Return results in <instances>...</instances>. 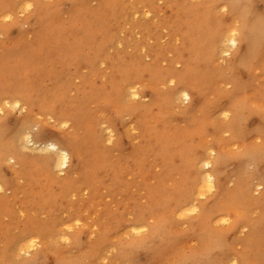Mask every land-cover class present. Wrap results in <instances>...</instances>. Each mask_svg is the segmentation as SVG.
Instances as JSON below:
<instances>
[{
  "label": "rangeland",
  "instance_id": "obj_1",
  "mask_svg": "<svg viewBox=\"0 0 264 264\" xmlns=\"http://www.w3.org/2000/svg\"><path fill=\"white\" fill-rule=\"evenodd\" d=\"M134 1L135 0H87L84 3H82V2L80 3V2H77V0H75V1H70L72 4L68 1V2H66L67 5L66 4L64 5L62 12L60 14H56L55 18L54 17L52 18V15L50 14L49 15L50 17L48 16L49 18L46 17L45 22L49 21L48 24L50 26L53 25L54 29L56 28L55 32H56V36L58 37V35H60L61 32L65 29V26H67V28H68L72 24L70 22H74V20L72 19V16L78 11L77 13L79 16L82 14L80 16V19L82 20V22L85 20V21H87L86 22L87 24L92 25L93 27H95V29L98 30L100 27L102 29V24H101L102 21L99 20V18L97 16H95L96 11L94 9L96 7H98V5L101 2H104L105 4L113 7V9L110 8V11L107 10V17L109 16L108 17V19L110 18L109 21L112 24H116V29H120L121 30L120 32L122 34V35L121 34L118 35V38H119L118 41L122 40V44H121L122 46L119 45L120 44V42H119L116 44V46L114 48L111 47V49H109V51L107 50V53H111L112 55H122L121 53H125L128 56V55L132 54L135 51V49H138V46H139V50L134 53V59L136 61H138L140 63H148L149 64L153 61H156L155 59L160 58V63H157V66L159 68H163V66L164 67H170L173 65V69H176L174 71H177L180 73V71L183 67H182L181 63H179V65L181 67L179 69H177L175 64H178V63H174V62H173V64L171 63V60H173V58H174V53L171 50H174L175 48H178V47L180 49H182L183 45L181 44V40L180 39L177 40L176 41L177 44L175 42H174L175 43L174 44L171 37L169 36V32L167 31V29L165 31L162 30L158 34V36H159L158 39H157V37H150L148 39V37L143 35L146 33V31L142 27H137L135 24L136 22L137 23L140 22V23H144L146 27L151 28V26L157 20L158 25L165 24V26L168 28V30L171 29L168 26V24L173 23L174 20L177 18L176 13H175V3L170 1V0H154V1L151 0L155 4V6H153V9L155 11V15L151 14L148 16H144L143 13L141 11H139L138 13H136L137 15L135 14V15H132V17L130 16V20L132 22L129 20H126V18H124L122 20L121 16L124 14V10H125L126 6L127 5L135 6L136 3H134ZM76 2H77V4H76ZM255 2H256L255 3L256 9L255 8L254 9L257 10L256 13L257 14L264 13V0H256ZM56 3H57V0H54V1L52 0V2H49L48 5L54 7L56 5ZM146 3H148L149 6H152L149 4L148 0H146ZM179 3L180 4L182 3L185 6H186V4H187V6L190 4L189 1L187 2V0H185V1L179 0ZM112 10L114 11V13ZM20 12L22 13V11L20 9H17L16 15H15L16 18H14V20H16V22L21 23L22 26L18 30L16 28H13L11 33L8 36L0 35V41H2L1 47H0V86L4 85V82L6 81L7 78H12L16 82V85L19 88L25 89V91L28 94L27 95L28 98H36L37 100L44 99V102H46L49 99V94H48L49 89L54 90L56 88V86H55L56 82L54 80L57 79V81L65 89L64 95L62 94L60 97L61 102L59 101L58 105H57V108H58L57 110L62 111V110L67 109L66 107H74L75 105L80 103L82 91L79 92L78 89L79 88L81 89V86L84 85L85 87L84 86L83 87L86 88V93L89 96H87L86 101L82 102V104H81V109H83V110L80 113V119H78L77 122H78V124L85 122L84 120H86V123L88 122V125L90 126L92 131L95 133V136L98 138V140L94 142V143H96L94 145V148L96 149L95 151H97V148H98V151H100V152L97 151L98 152L97 154H99V155H97L96 153H93V152H92L93 154H91L90 151H85V154H84L85 162L87 163L88 161H92L91 158H93V156H94L95 158H93V159L94 160L96 159V162H98V160H99V162H100L99 165H102V163L106 161V164L108 163L109 168H111V169L114 168L113 171H116V172L119 171L118 172L119 175L122 176L121 181H119V182L116 181L118 183L117 185H114L113 187H109L110 183L108 181V179H109L108 175L102 169H101V171H98L99 172V178L101 180L104 179L105 182L103 181V185H101L99 187L96 186L95 194H94V196H92V198H93V202H92L93 204L92 205L90 204L89 200L86 203L85 199H87L89 196V195H87V193L86 194L76 193L75 195H73L74 194L73 190H71L70 192H68L67 195H65L66 199L64 197L63 198L57 197V199L54 200V201H56L57 208L60 210V214L63 217V220H64L63 223L64 224H66V223L72 224L74 222V219H72L73 218L72 215H74L75 213H71V214L68 213V212H72L71 206L68 205V201H70L72 203H76V204L81 203L83 201L81 203V205L84 206V209H82L83 210L82 212L84 215L83 214L80 215V218L84 221L85 220H89V221L92 220L91 222H95L94 223L95 225L97 224L95 226L97 231H96L94 236L97 235L99 230L100 231L106 230V232L110 233L111 237L113 238L112 239L113 242H111V243L107 244L106 246L100 248L102 258H105V256H106L105 260H110V261L116 260V261H118V258H119V257H117L118 252L114 248V245L116 244L117 246H119L122 241L130 240V239H127L128 238V232H126V230H128L127 223H128V221L133 222L134 219L139 218L138 215L134 214L133 209H130L127 206L126 202L130 201V202H132V205H133V203H135V201H136V203H138L140 207H142V208L144 207V210H143L141 215L143 217V222L148 227L149 231L146 234H142L140 237H134L132 239V240H135V239H142L143 237H145V235L152 232L151 228H153V225L156 224L155 220H157L156 215L158 214V211H160L158 215H160L161 217L162 216L165 217L167 220V216H166L165 212H167L166 210H168L169 207H171V205L173 204V202H174L173 199L176 196H178L180 193L184 194V186H185L184 185L185 184L184 183L185 182L184 170L181 168V169H176V171H175L174 170L175 169V165H174L175 163H174V161L172 162L171 158L166 157L163 160V158L161 156L157 155L158 154L157 151L159 150L158 148L155 149V147L158 145L157 142L160 143V141H168V140L173 141V139H177L178 143H176L175 145H176L178 151H180L179 153L181 154V152H182L181 155L183 156V158L188 159L189 163L191 162V160H193L192 157H194V155H192V151H190V150H192L193 145L195 147V148L193 147V150H195L196 153L201 156L202 155V149L204 147H208V146L210 147L211 143H207V142L216 140L217 138H218V143H216V144L218 145V151H222L221 153L226 154L228 157L234 156V158L235 157L237 158V155L243 154V152L245 153V152H247V150L249 152H253L254 149H256L255 151H258L257 149H259V150L264 149V141H262L261 139H258V138H260L259 132L251 131V133L249 134V132H248V134L245 137L243 135V137L237 138L233 132H231V131L227 132L226 129L220 130L222 126L219 127V125H221V124L223 125L224 122H227L223 117H222L223 120L220 119L221 118V116L219 114V113H221L220 109L229 110L227 103L232 101L233 96H236V99H233V100L238 99L237 101L242 102L246 106H247V104H249V107L247 106L249 109L252 108L253 104H255L257 109H259L261 101L264 102V89H263L264 88V80L257 78L258 77V69L255 70V72L254 71L250 72V74H248V71H245L243 76L239 77V83H236V82L233 83V88L230 89L227 87V85H224V87L221 88L220 87V85L222 83L221 69L223 66L219 65V58L212 60L213 58L212 57L210 58V56L208 58L209 60H207V62H209V65L204 70L205 72H203V74H202L203 76L202 75L198 76V79L200 78L199 79L200 85H202L201 87H202V91H203V96H205V97H203V99L200 98V100H199L197 98L196 101L194 102L195 105L193 103H192V105L181 103V102L178 103L174 99H168V101H164V102H161V101L155 102L154 98L152 97L151 91L149 89L144 90L143 94H141V98H144V99L139 100L138 103H135L134 108H131L134 105L130 106L131 110L134 111V113L132 114L131 112L126 111L124 114V120L126 121L127 125H130L134 128L136 127L135 125H138V127L130 130L128 133L124 129L120 130V131H116L115 132L116 137L114 139L113 145H110V146L107 145L106 140L102 139V137H104L105 135L107 136V132H105L103 129H102L103 130L102 131L99 125H100L101 121H103L104 123L108 122V117H110V115H112V114H115L114 111H116V110L114 108L112 109L110 107L104 106L107 109L105 112L101 113V112L97 111V109L95 107H93V105L94 104L100 105L101 101L106 100L104 95L102 96L100 93H98L96 91L98 89H106V87H109V82H110L111 78L114 76L112 74L113 71H112L109 63L106 62V61H108V59L102 58L97 65H94L93 67L87 68V66L84 65V63H83V60H82V63H80L81 61L78 62V60L76 58H74V56L76 54L81 53L78 50L79 48H77L75 45L74 47L65 48L62 51V53H60L61 57H63L66 62H69L72 65H74L71 67H67L60 60L61 57H59V52H60L61 48H58L59 49V51H58L57 48L54 47L53 41H55V40L51 37V35H49V34H51V33H48L50 31H43L42 27L35 24L34 20H31L32 19V17H30L31 11L28 13L23 12V14H21ZM88 12H90V13H88ZM108 12H110V13H108ZM225 14H227V15H225ZM225 14L221 13L218 16L223 17V16H229L230 15L229 12H227ZM93 16H95L96 18ZM87 17H90V18L92 17V19L89 18V20H88ZM93 18H94V20H93ZM30 20H31L30 24L27 25L24 23V22L30 21ZM96 20L99 21L100 23L97 22ZM9 23H11V22H6L4 24H9ZM54 23H57V24L59 23V24L56 25ZM96 25H97V27H96ZM101 29H99V30H101ZM59 30H61V32ZM78 31H79V33L78 34L75 33V36L71 38V41H74L75 39H77L79 34L82 35V31L81 30H78ZM59 32H60V34H59ZM129 35H130V37L128 39L127 37ZM133 36H134V38L136 36H138V37H136V40L134 39L131 42L130 39ZM174 36L176 38H179V35L178 36L174 35ZM41 37L44 39H42ZM44 40H47L48 42L44 41ZM51 40H53V41H51ZM69 40H70V38H69ZM43 41H44V43L42 44ZM39 42H41L42 45ZM117 45H118V47H117ZM135 45H137V46H135ZM171 45H173V46L171 47ZM156 47H158V49H161V47H162V49H161L162 52H160L158 54L159 56L156 55V57H155L153 55V53L151 54L150 52L153 48H156ZM85 48H87V49H85ZM85 48L83 49L84 54L87 55L89 53V51H88L89 47L86 46ZM141 50L143 51L144 54L141 53L142 52ZM127 51H129V53ZM168 53H169V55H168ZM208 55H210L209 50H208ZM260 57H261V54L258 55L257 57H253L252 62L256 65H261ZM145 58H147V59H145ZM225 59H228V58H225ZM257 61H259V62H257ZM215 63H218V64H215ZM211 64H212V66H211ZM89 70H92V72L90 71V73H89ZM93 71L95 72V75H93V77H92L91 73H93ZM206 72H209V73H206ZM9 73H10V75H9ZM213 73L215 74V76L212 75ZM35 74H39V76L40 75L44 76L41 84L39 83L40 81L32 82V77L35 76ZM150 74H151L150 72L149 73L148 72L143 73V76L140 77L139 81L137 80L136 83H138V84H140V82L150 83V79H149ZM253 74H256V76L255 75L253 76ZM46 75H48V77H45ZM82 76L86 77V80H88L86 82V84H83L84 81L82 80ZM205 76H206V78H204ZM242 79H243V81H242ZM200 80H202L203 83H201ZM2 81H4V82H2ZM162 82L164 83V79L162 80ZM243 82L246 84H244ZM19 83H21V84H19ZM163 83H160V82H154L153 83L155 85V88L158 91V93H156V94L160 99H165L163 97L164 95L167 96V95H170L171 93L174 92L171 88H169L167 90L164 89ZM142 88L143 87H141L140 89L143 90ZM170 90H172V91H170ZM169 92H170V94H169ZM255 93H256V95H255ZM257 93H259L260 95H258ZM59 94H60V92H58L56 94V96H59ZM245 94H248V95H245ZM150 95H151V97H150ZM206 98L208 99L207 101H205ZM172 100H174V102H175L174 104L172 103L173 102ZM203 100H204V103L206 105L204 103H202ZM253 100H255V101H253ZM256 101H258V102H256ZM206 102H208L212 106L210 107L208 105L209 106L208 107L207 106L208 103H206ZM160 103H163V104H160ZM170 103H172V104H170ZM212 103H214L215 106ZM138 104L140 106H136ZM153 104H155V105H153ZM179 104H182V105L175 106V105H179ZM199 104L204 106L203 110L200 108L201 105H199ZM217 104H218V107L216 106ZM151 105H153V106H151ZM189 106L192 108H190ZM213 106H214V108H213ZM227 107H228V109H227ZM170 108L172 110L171 116H170L171 110L169 111ZM154 109H156V110H154ZM185 109H192V110H189V114L187 116L183 117L182 111ZM200 109H201V113L199 114ZM252 109L257 110L256 108H252ZM141 110H143V111L141 112ZM197 110H198V112H197ZM111 111H112V113H111ZM159 111H161V112H159ZM164 111H166V112H164ZM193 111L195 113H193ZM33 112H35L37 114H39L41 112V110H39L38 105L32 107L31 114ZM210 112H212V115H210L211 114ZM191 113L194 115H192ZM205 113H207V114H205ZM51 114H52L53 120L58 121L57 115H55L53 113H51ZM197 114H199V116ZM218 114H219V116L216 117V115H218ZM23 115H25V114H23ZM136 115H137V117H136ZM150 115H152V116L150 117ZM168 115H169V117H168ZM209 115H210V117H209ZM247 115H248L247 119H249L248 120V127H250L254 123L257 122V116L252 115L251 111H245L243 113V116H247ZM10 116L12 118V119H10V121H11V123H13L14 119H17V117H18V113H15V114L10 115ZM160 116H162V117H160ZM172 116H173V118H172ZM212 116H214V117H212ZM252 116H254V117H252ZM139 117H140V120L137 119ZM31 118L33 119L32 115H31ZM126 118H128V119H126ZM153 118L157 119V121L154 120ZM185 118H187V119H185ZM192 118L193 119L197 118L198 120L197 119L196 120L199 122L192 121L193 120ZM208 118H209V121H207ZM159 119L161 120V122ZM168 119H172V120L168 121ZM214 120H215V124H214ZM220 120H222L221 123H220ZM139 121H141L142 123ZM206 121L210 122V123H206ZM216 121L218 122V124ZM73 122H75V121L72 118L71 130L62 132L61 134L59 132H57V130H56L57 128L55 127L56 126L55 124H52L50 127L44 128L46 140H47V138L54 137L56 135V132L60 135H63L66 132L73 133L75 131V128H74L75 123H73ZM154 122H156V123H154ZM185 122H187V123H185ZM190 123H191V125H190ZM204 124L210 125L209 130H207L208 132L206 131ZM194 125H196V126H194ZM164 126H165V128H164ZM214 128H216V130ZM144 129L146 130L145 132H144ZM150 129L151 130L153 129V130L150 131ZM175 129H177V130H175ZM189 129H191V131ZM79 130H80L79 135L82 138L81 139L82 140L81 145L84 146L85 144H88L85 142L86 137H85V126H84V124L80 127ZM218 130H219V132L221 131L222 133L221 132L219 133ZM141 131H143V132H141ZM148 131H149V133H148ZM198 131H201V132H198ZM171 132H172V134H171ZM204 132H205V135H201V134H204ZM199 133H201V134L198 135ZM183 134H185V135H183ZM196 135H198V136H196ZM219 135H220V138H219ZM138 136H139V138H138ZM186 136H187V138L185 139ZM213 137H215V138H213ZM196 138H197V140H196ZM202 138H204V139H202ZM244 138H247V139H244ZM149 139H152V140H149ZM221 139H223L221 141L223 145L219 144V143H221V142H219ZM139 140L141 141L140 144H142L141 146L143 147V151H144L142 156L147 158L146 159L147 161L145 163H147L149 161L150 162L154 161L153 163H150L148 167L146 166V168L144 170L140 169V166L143 165V163H139L141 161L144 162L142 160L143 159L142 156L136 155V153H135L136 150L131 148V144L134 142L135 144L138 145ZM193 140H195L196 142H193ZM225 140H227V141H225ZM242 140H243V142H242ZM250 140H251V142H250ZM223 141H224V143H223ZM197 142H198V145H197ZM231 142L232 143L235 142V143L232 144ZM253 142H255V144H253ZM185 144H188V146ZM199 145H201V146L199 147ZM234 145H235V148H234ZM185 146H187V147H185ZM227 146H228V150H230V152H228L226 150ZM247 146H249L251 149L246 148ZM144 147H145V149H144ZM214 147L217 148V146H214ZM214 147L212 146V148H214ZM84 148H85V146H84ZM94 148H92V149H94ZM222 148L224 151L222 150ZM184 149H186V151H183ZM232 151H233V153H235L236 156L233 155ZM155 152H157V153H155ZM183 153H186L187 156L184 155ZM104 154L106 155V157L104 156ZM107 154H108V157H107ZM146 154H148V155H146ZM90 155H91V158L89 157ZM116 156L117 157L119 156L120 158H117ZM149 156L151 158H148ZM134 157L135 158L138 157V159H135ZM153 158H156V159H153ZM189 158H190V160H189ZM102 159H105V161ZM134 159L136 161H134ZM109 160H110V162H108ZM122 160L124 163L122 162ZM115 161L117 164L115 163ZM120 163H122V164H120ZM145 163H144V165H145ZM158 164H160L161 166L160 165L158 166ZM118 165H119V167H118ZM235 165L233 167L228 168V169H230L232 171V169L235 168L234 171L240 172V170H239L240 165L239 164H235ZM25 167L26 168L24 171L21 172V170L19 169V172H18L17 184H18L19 189H18V191H16V195L14 197L17 200L16 201L13 200L8 205H6V207L2 206L0 208L1 209V212H0L1 221H3L5 225L9 224L10 233H15V234H18L20 231H22L25 228V224L27 223V221H29L30 218H33V219L39 218L40 220H45L46 216H47L46 211L42 210L43 209L42 206H38V208L35 207V209H33L34 206H36V205L33 206L31 204V202L29 201L32 199V197H35V194L33 191L34 190V181H29V179L26 180V175L23 174V172L28 173L29 165H26ZM262 167H264V165H261L260 167H257V169H256L257 173H258L257 177H259V178L262 174H264V168H262ZM126 168H127V170H126ZM81 169L83 170L86 168L81 167ZM169 169H170L169 173L166 172V170L168 171ZM155 171H158V172L156 173ZM165 172H166V174H165ZM131 173H132V175H131ZM180 173H182V175ZM6 174L8 175V179H11L13 176L11 169H7ZM125 174H127V175H125ZM169 174H172V175H170V177H169ZM177 174H179V175H177ZM249 174H244L243 178H246V179L249 178L248 177ZM138 175H141L143 177H138ZM166 175L168 176L167 178H166ZM180 176H183V177H180ZM257 177L255 179H257ZM180 178H181V180H180ZM21 179L24 181L23 183H20ZM133 179H135V180H133ZM142 179H143V181H142ZM174 179H176L177 183H176V181H174ZM246 179H244V180H246ZM132 180L134 181V183ZM165 180H166V182H165ZM155 181H157V182H155ZM182 181H184V182H182ZM172 183L173 184L176 183V184H174L175 187L173 186ZM235 183L232 182V183H230L231 185L228 184L226 190H225V188L222 190L223 192H221L219 189L217 191V189H216L214 192H212L213 194L212 193H206L207 196H204L203 199H199L200 196L197 197L198 198L197 201H195L193 199V202H195L197 206H198L199 200L204 201L202 203L203 205L211 202L212 207H213V211L211 210L212 211L211 213L212 214L217 213L216 215L214 214V217L216 218L215 220H214V217L212 215V217L210 216L209 221L206 222L207 224L204 222L202 223L203 218H202V215L200 214V212H197V213H195L191 216H188V217L186 216V218H184L183 220H181L179 217L172 219L171 223H167L168 225L165 224V227H167L170 230V232H168V230L165 228L167 230V234H168L167 240L169 241V246H170V247L168 246V250L166 251V248H162L163 247V245H162V246H159L161 250L159 249L158 251L154 252V254L152 255L151 258L148 257L146 254H142L139 258V260H140L139 264H179V263L184 264V262H186L187 259L193 258L189 255H191V253H192V255H195V254H193L194 251H196V252L206 251L205 249L201 250V248H202V245H201L202 239L201 238L203 236L202 234H204L205 231H206V233L208 232L210 234V237H212V240H211L212 245L211 246H213L214 236L216 235L215 234L216 232L214 233L213 229L216 228V225H215L216 220L224 218V215L226 217L227 214H228L227 218H230L233 221H235V219H236V217H235L236 211L234 208L230 207V205L228 203L229 202L228 200L231 201V199H229V197L227 198V196H230V194H232L234 192V190L236 188ZM182 184H183V186H180ZM142 187H144V188H142ZM156 189H159V190L156 191ZM152 190H153V193H152ZM42 191L45 192L43 189H39V192L41 194L40 197H42V199H37L36 201L38 202V204L47 205L45 202L46 201L45 197L47 196V194H48V196H51V195L48 192H46V194H44V193H42ZM55 191L58 192V190H56V188H55ZM254 191H255V189L253 188V191H251V192L249 191L248 194L251 195V193H252L253 197H252V195H251V197H252V199L254 198L256 200V202H254L255 200L254 201H252V200L245 201V200L241 199L243 201V213L246 214L248 212V214L244 215L245 220H246L244 222L248 221V223L250 224V223L256 221V222H254L255 224L252 223V225L245 223L246 226L249 228V232L246 234V237H242L241 235H239L240 234L239 232L233 231V228H234L233 227L231 231H226V233H227L226 235L228 237V243L224 247V249L222 248V250L221 249L215 250L214 248H212V254H208L211 257H209L208 255H205V258H204V256L202 258V253H201L200 254L201 257L197 255V258L199 260H196L195 262L207 260L208 258H210V260H211L213 258L214 261L213 260H211V261L214 262L215 264L216 263L217 264H229V261L231 258H238V256H241V257L243 256L245 260L251 261V264H258V262L262 258H264V255H262V252H264V250H262V248H261L262 240H264V228H263L264 227V225H263L264 224V203L261 202L260 197L258 195H256ZM156 192H158V193H156ZM160 192H162V193H160ZM215 192L217 194H215ZM159 193H160V195H159ZM1 194L6 195L7 197H13V191H11V190L7 191V189H5V192H2ZM214 194H215V197H214ZM219 194H220V196H219ZM73 196H75V199H73ZM151 196L153 197V199H151L152 198ZM161 196L163 197V200H162ZM167 197L169 198V200ZM123 199H124V201H123ZM157 199L161 200V201H158ZM210 199H211V201H210ZM125 200H127V201H125ZM207 200H209V201H207ZM224 200H226V202ZM238 200H240V199H238ZM205 201H207V202H205ZM120 202H121V205H120ZM220 203H222V204H220ZM223 203H226V204L228 203V205L226 206L227 208H225V210H229V211L227 213L224 211L223 213H226V214L221 213L222 214L221 215L220 214L221 209L224 210V208L222 207ZM202 204L200 202L199 206ZM214 204H216V205H214ZM130 207L132 208V206H130ZM150 207H152V208H150ZM151 209L153 210V212L151 211ZM21 212L24 213L23 216L20 215ZM131 212L133 215L131 214ZM154 212H156V213H154ZM229 212H231L232 214L235 212L234 213L235 218H233L232 217L233 215H231V213H229ZM85 213H87V215H85ZM112 213H113V215H112ZM106 214H110L112 216V219H111V216L106 217ZM219 214H220V216H219ZM150 215H151V217H149ZM153 215H154V217H153ZM121 217H124L126 222L125 223L122 222V224H118L117 219L123 220V218H121ZM191 217L192 218L195 217V218L191 219ZM93 218H95V219H93ZM246 218L247 219L250 218L251 219L250 222ZM188 219H189V222H188ZM177 220H178V222H177ZM184 220H187L188 223L186 221L183 223L182 221H184ZM190 222L195 227L194 226L192 227V224ZM204 224H206V225H204ZM117 225H121V226H117ZM169 225H172V226H169ZM214 225H215V227L213 228ZM11 226H12V228H11ZM206 226L208 227L209 231L206 230L207 229ZM250 226H251V228H250ZM253 226H256L257 230H261V229H263V230L261 232L257 231L254 233L253 229H252ZM198 227H200V228H198ZM223 227L224 226H221V228H223ZM190 228H192V229H190ZM113 229H114V231H112ZM175 230L178 233H176ZM182 230L185 232H183ZM215 231H216V229H215ZM113 232H114V234H112ZM65 233H66V231H65ZM74 233H75V231H74ZM229 233H231V234H229ZM211 234H212V236H211ZM67 235H68L69 239H71V237H70L71 234H67ZM93 237H91V238H93ZM3 238L5 240V237L0 236V246L2 245ZM81 241H80L81 242L80 244L84 245V243L86 242V234L85 233H83ZM57 242L53 245V249L55 251V254L52 257V263L53 264H61L62 262L75 261L80 257L81 253L85 250V249H82L80 247H77L76 245L74 246L71 243L65 244L62 239H61V241H57ZM109 253H111V255H109ZM157 254H159V256ZM155 255H156V257H155ZM26 257H30V255H26ZM184 257H188V258L183 259ZM206 257H208V258H206ZM17 259L18 258H16V260ZM179 259H180V261H183V262H180Z\"/></svg>",
  "mask_w": 264,
  "mask_h": 264
},
{
  "label": "bare ground",
  "instance_id": "obj_2",
  "mask_svg": "<svg viewBox=\"0 0 264 264\" xmlns=\"http://www.w3.org/2000/svg\"><path fill=\"white\" fill-rule=\"evenodd\" d=\"M68 1L70 2V1H75V0H57L56 5L54 4L55 5L54 7L56 8L55 9L54 7L48 5V3L52 2V0H0V35L8 36L11 33L13 28H16L18 30L22 26L21 23L16 22V20H14V18H16L15 15H16L17 9H20L22 12H25V13H28V12L31 11V16H30V17H32L31 20H34L35 24H37L38 26L42 27L43 31H50V32H48V33H51L49 35H51V37L55 40V41L51 40V41H53L54 47L57 48L58 51H59L58 48H61L60 52H59V57H61L60 53H62V51L65 48L74 47L76 45V47L79 48L78 49L79 52H81V53L76 54L74 56V58H76L78 60V62L81 61L80 63H82V60H83V63H84V65L87 66V68L93 67L94 65H97L102 58L108 59V61H106V62L109 63V65H110V67H111V69L113 71V72L112 71L111 72H112V74L114 76L111 78V80L109 82V87H106V89H98L96 92L100 93L102 96L104 95L106 100H111L110 108H112V109L114 108L116 110V111H114L115 114L110 115V117H108V122H106V124H108V126L113 129L114 137H116V134H115L116 131H120V130L124 129L128 133L130 130L135 129L136 127H138V125H135L136 126L135 128L130 126V125H127L126 121L124 120V114H125L126 111L127 112L129 111L132 114L134 113V111H132L131 108H134L135 105L130 108V106H128L127 104L124 103L126 98L130 95V89L132 87H137L139 85V87L137 88V95L140 96V97H141V94H143L144 90L149 89L151 91L152 97L154 98L155 102H159V101L164 102V101H168V99H174L175 101H177L178 100V93H176V92H173L171 94L169 92L170 95H167V96L164 95L163 96L165 99H160L157 96V94H156V93H158V91L155 88V85L153 84L154 82L163 83L162 80L163 79L165 80L168 76H175L178 79V81L180 82V86L187 88L190 93L193 92V89H195V93L194 94H195L196 99L198 98L200 100V98L203 99V97H205V96H203V91H202V87H201L202 85H200V82H199L200 78L198 79V76L202 75L203 72H205L204 70L206 69V67L209 65V62H207V60H209L208 59L209 56H210V58L211 57L213 58L212 60L221 58L220 49L224 47V36L227 34V32H226V29L219 23V21L224 20V21H228L229 23H232V24H235L237 21H239V23H240V31L243 33V39H242V42L237 44V48L232 50V58L233 59H236L237 57H241V56H247V55H251L252 58L253 57H257L258 55H260L262 53V50H264V25L261 24V17H264V13H262V14H257L256 13V11H257V10H255L256 9L255 8V3H256L255 1L256 0H187V2L189 1V3H190L188 6H187V4H186V6L184 4H182L183 2L181 3L182 4L181 5L179 3V0H170V1L175 3V13H176L177 18L174 20L173 23H169L168 24V26L171 28L169 30L165 26V24L158 25L157 20L151 26V28L150 27L149 28L146 27L144 23H140V22L139 23H137V22L135 23L133 21L136 24L137 27H142L146 31V33L143 34V35L148 37V39L150 37H157V39H158V37H159L158 34L162 30L165 31L167 29V31L169 32V36L171 37L173 43L174 42L176 43V41L179 40V39L181 40V44L183 45V48L180 49L178 47V48H175L174 50H171L174 53V58H173V60H171V63L172 64H173V62L174 63H178V64L181 63V65L183 67L181 69L180 73L177 72V71H174L176 69H173V65L170 66V67H164L163 66V68H159L157 66V63H160V58L155 59L156 61H153V62H151L149 64L148 63H140V62L136 61L134 59V53L139 50V46H138V49H135V51L132 54L128 55V56L125 53H121L122 55H112L111 53H107V50L109 51V49H111V47L114 48L116 46V44L119 43V42H120L119 45L122 46L121 45L122 44V40L118 41V39H119L118 35L121 34V32H120L121 30L120 29H116V24H112L109 21L110 18L108 19L109 16L107 17V10L110 11V8L113 9V7L110 6V5L105 4L104 2H101L98 5V7H96L94 9L96 11L95 12V16H97L99 18V20L102 21V23H101L102 24V29H101V27L100 28L98 27L101 30L95 29V27H93L92 25L87 24L86 23L87 21H85V20L82 22V20L80 19V16L82 14L79 16L78 13H77L78 11H77L72 16V19L74 20V22H70L72 24L70 26L68 25L69 26L68 28H67V26H65V29L62 32H61V30H59L61 32V34L59 32L60 35H58V37H57L56 36V32H55L56 28L54 29V26L53 25L50 26L48 24L49 21L45 22V20H46V17H48L50 14L52 15V18L53 17L55 18L56 14H60L62 12V9H63L64 5ZM85 1H87V0H77V2H80V3L81 2L84 3ZM148 1H149V4L152 5V6H149L148 3H146V0H135L134 1V3H136L135 6L127 5L125 10H124V14L121 16V19L123 20L124 18H126V20L131 21L130 20V16L132 17V15H135L139 11H141L144 16H148L149 13H150V15L151 14L155 15V11L153 9V6H155V4L153 2L154 0L153 1L148 0ZM183 1H185V0H183ZM77 2H76V4H77ZM27 3H32V4H35V5H39L40 7L36 8V9H33V10H24V5L27 4ZM217 5H219L220 7L219 8L216 7ZM224 6L228 7V12H229L230 15L229 16H223V17L221 16V17H219L218 16L219 14L224 13L223 11H221V9ZM88 13H90V12H88ZM108 13H110V12H108ZM113 13H114V11H113ZM4 15H11L13 17V21H11V23H9V24H4V23H6L3 20V16ZM225 15H227V14H225ZM95 16H93V17H95ZM87 18L89 20L90 17H87ZM90 19H92V17ZM31 20L30 21H26L24 23L28 25V24L31 23ZM93 20H94V18H93ZM97 22H99V21H97ZM54 24L58 25L59 23L58 24L54 23ZM96 27H97V25H96ZM78 30L82 31V35L79 34L77 39H75L74 41H71V38L75 36V33L76 34L79 33ZM174 35H176V36L179 35V38H176ZM129 37H130V35L127 38L129 39ZM136 37H138V36H136ZM136 37L134 38V36H133L130 39V41L132 42V40H134V39L136 40ZM69 38H70V40H69ZM42 39H44V38H42ZM47 40H44V41H47ZM44 41L42 42V44L44 43ZM1 42L2 41H0V47H1ZM39 43L41 44V42H39ZM86 46L89 47V50H88L89 53L87 55L84 54V50H83ZM135 46H137V45H135ZM172 46L173 45H171V47ZM117 47H118V45H117ZM85 49H87V48H85ZM161 49H162V47H161ZM161 49H158V47L153 48L150 53L151 54L153 53V55L155 57H156V55L159 56L158 54L160 52H162ZM208 50L210 51V55H208ZM127 52L129 53V51H127ZM141 53H143V51ZM168 55H169V53H168ZM145 59H147V58H145ZM60 60L67 67L74 66L71 63L66 62L63 57H61ZM260 61H261V59H260ZM257 62H259V61H257ZM215 64H218V63H215ZM175 65H177V64H175ZM211 66H212V64H211ZM90 71L92 72V70H89V73H90ZM145 72H148V73L150 72L151 73L150 76H149L150 83H143V82H140V84L136 83V81L137 80L139 81V78L142 77L143 73H145ZM206 73H209V72H206ZM214 73L212 75L215 76ZM248 74H250V72H248ZM9 75H10V73H9ZM91 75L93 77V75H95V72L93 71V73H91ZM254 75L256 76V74H253V76ZM43 77L44 76H41V75L39 76V74H35V76L32 77V82L40 81L39 83L41 84V82L43 81ZM45 77H48V75H46ZM204 78H206V76ZM6 80L10 81V82H13L16 85V82L12 78H7ZM82 80L84 81L83 84H86V82L88 81V80H86V77H84V76H82ZM54 81L56 82L55 83L56 88L54 90L49 89V91H48L49 99L46 102H44V99H41L42 100L41 101V100H37L36 98H28V97H26L27 103H28V109H29L28 113L23 115V114L17 112L18 113V117H17V119H14L13 123H11L10 119H12V118L9 115L7 117L8 126H9L10 129L19 128L26 120H31L32 119L31 118L32 107L38 105L39 106V110H42V108H47L48 111H50L51 113L57 115L58 121L68 119V120H70L72 122V118H73V120L75 121V122H73V123H75L74 124L75 131L73 133L66 132L63 135H60L62 132L55 128L57 130V132H59L60 134H58L56 132V135L54 137L47 138V140H46L45 131L43 130V132L41 133L40 137H38L29 146L28 152L23 153V155H24V157H26V159L23 160V161H20L19 160V156L17 155V153L19 152L20 140L17 139L14 144L11 141L6 140L5 137H4L2 128H0V188L4 189V191H2V192H5V189H7V191L8 190L13 191V197H7L6 195H2L1 194L2 192H0V208L2 206L6 207V205H8L13 200L16 201L17 199L14 198V197L16 195V191H18V189H19L18 184H17L18 172L19 171L18 172H13L12 167L10 165H8L3 159L5 154H9L10 158L18 160V163L20 164V168L19 169L21 170V172L25 170V168H26L25 166L26 165H29L28 173H24L23 172V174L26 175V180L29 179V181H34V190L33 191H34L35 197H32V199L29 200V201L31 202V204L33 206L36 205V206H34L33 209H35V207L38 208V206H42V208H43L42 210H45L46 213H47V216H46L45 220H40L39 218H34V219L30 218L29 221H27V223L25 224V228L22 231H20L18 234L10 233L9 224L5 225L4 222L1 221V219H0V236L5 237V240L3 238L2 245L0 246V264H9V262L16 260V258H18V260L21 261V262H25V261L28 262V264H53L52 263V257L55 254V251L53 249V245L57 241H61V238H60L61 237V233L66 231V224L63 223V221H64L63 217L61 216L60 210L57 208L56 201H54V200H56L57 197H59V198H63L64 197L66 199L65 195H67L68 192L73 190V192H74L73 195H75L76 193H78V194L79 193L80 194L81 193H84V194L87 193V195H89V196H88L87 199H85L86 203L89 200L90 204L92 205L93 204L92 203L93 202L92 196H94V194H95L96 186L99 187V186L103 185L104 179L101 180L99 178V172H98V171H101V169L109 177V179H108V181L110 183L109 187H113L114 185H117L118 183L116 181H118V182L121 181V177L122 176L119 175V173H118L119 171L116 172V171H113L114 168H112V169L109 168L108 163L106 164V161H105L106 158L102 159V160L105 161V162L102 163V165H99V163H100L99 160H98V162H96V159L95 160L93 159V158H95L94 156H93V158H91V155L89 157L92 159V161H88L87 162L88 164L85 162V158H84L85 151H90L91 154H93V153L97 154L98 152H100V151H98V148H97L98 152L95 151L96 149L94 148V145L96 143H94V142L97 141L98 138L95 136V133L92 131V129L88 125V122L86 123V120H84L85 122H82L80 124H78V122H77L78 119H80V113L83 110V109H81V104H82V102H85L86 99H87V96H89L86 93V88H84L85 86L82 85L81 89L80 88L78 89L79 92L82 91L80 103L75 105L74 107H66L67 109L60 111V110H57L58 109L57 105H58L59 101L61 102V98L60 97H61L62 94L64 95V90L65 89L57 81V79L54 80ZM200 81H201V83H203L202 80H200ZM242 81H243V79H242ZM2 82H4V81H2ZM235 82L239 83V80L238 81H233V83H235ZM19 84H21V83H19ZM244 84H246V83H244ZM140 86L143 87L142 88L143 90L140 89L141 88ZM22 90L25 91V89H22ZM170 91H172V90H170ZM58 92H60V94H59V96H56V94ZM3 93H4V85L0 86V97L3 96ZM257 94L260 95L259 93H257ZM245 95H248V94H245ZM255 95H256V93H255ZM150 97H151V95H150ZM207 98L205 99V101L208 100ZM142 99H144V98H141L140 100H142ZM174 100H172L173 104L175 103ZM237 100H233L232 99L231 102L227 103V105L229 107V111L232 112L233 115H231L230 118L228 120H226L227 122H224L223 125L222 124L219 125V127L222 126L220 130L226 129L227 132L231 131V132L234 133V135L237 138L243 137V135L245 137L248 134V132L250 134L251 131H253V132L256 131V132L260 133L261 127L264 126V119H262L260 117L257 107H256L257 110H253L252 109L253 107L249 109L248 108L249 104H247V106H248L247 107L242 102L237 101ZM53 101L55 102L54 107H53ZM253 101H255V100H253ZM256 102H258V101H256ZM136 103H138V102H136ZM172 103H170V104H172ZM181 103H183V102L181 101ZM192 103L194 104V102H190L189 104L192 105ZM202 103H204V100H203ZM206 103H208V102H206ZM214 103H212V104L214 105ZM160 104H163V103H160ZM153 105H155V104H153ZM153 105H151V106H153ZM180 105H182V104L175 105V106H180ZM199 105H201V104H199ZM208 105L210 107L212 106L209 103L207 104V106ZM136 106H140V105L138 104ZM214 106H213V108H214ZM216 106L218 107V104ZM228 107H227V109H228ZM190 108H192V107H190ZM238 108H239V111H238ZM156 109H154V110H156ZM170 110H171V108L169 109V111ZM189 110H192V109L183 110L182 111V116L183 117L187 116L189 114ZM142 111L143 110H141V112ZM161 111H159V112H161ZM194 111H193V113H195ZM245 111H251L252 115L257 116V122L254 123L250 127H248V120H249V119H247L248 115L247 116H243V113ZM164 112H166V111H164ZM170 112H171V114H170V116H171L172 115V110ZM197 112H198V110H197ZM111 113H112V111H111ZM200 113H201V109H200L199 114ZM210 113H211L210 115H212V112H210ZM199 114H197V115L199 116ZM205 114H207V113H205ZM219 114L221 116L220 119L223 120L222 112L219 113ZM219 114L216 115V117L219 116ZM192 115H194V114H192ZM210 115H209V117H210ZM151 116L152 115H150V117ZM162 116H160V117H162ZM254 116H252V117H254ZM136 117H137V115H136ZM168 117H169V115H168ZM212 117H214V116H212ZM172 118H173V116H172ZM126 119H128V118H126ZM137 119L140 120V117L137 118ZM185 119H187V118H185ZM194 119L192 121L196 122L198 120L197 118H196L197 120L196 119L194 120ZM154 120L157 121V119H154ZM161 120H160V122H161ZM169 120H172V119H168V121ZM222 120H220V123H221ZM207 121H209V118H208ZM207 121H206V123H210V122H207ZM4 122L5 121L0 120V125H2ZM139 122H141V121H139ZM197 122H199V121H197ZM154 123H156V122H154ZM185 123H187V122H185ZM83 124L85 126V137H86L85 142L88 143V144L84 145L85 148H84L83 145H81L82 144V140H81L82 138L79 135L80 134L79 133V131H80L79 129H80V127ZM214 124H215V120H214ZM217 124H218V122H217ZM190 125H191V123H190ZM194 126H196V125H194ZM164 128H165V126H164ZM209 128H210V125L206 124L205 125L206 131L209 130ZM145 129H144V132L146 131ZM191 129H189V130L191 131ZM214 129L216 130V128H214ZM152 130L150 129V131H152ZM175 130H177V129H175ZM63 132H65V131H63ZM141 132H143V131H141ZM198 132H201V131H198ZM218 132H219V130H218ZM148 133H149V131H148ZM171 134H172V132H171ZM200 134L201 133H199L198 135H200ZM183 135H185V134H183ZM198 135H196V136H198ZM201 135H205V132H204V134H201ZM138 138H139V136H138ZM186 138H187V136L185 137V139ZM213 138H215V137H213ZM219 138H220V135H219ZM202 139H204V138H202ZM244 139H247V138H244ZM258 139H260V138H258ZM149 140H152V139H149ZM196 140H197V138H196ZM222 140L223 139H221L219 142H221ZM168 141H160V143L157 142L158 145L155 147V149H157V148L159 149L157 151L158 152L157 155L161 156L163 158V160H164V158L169 157V158H171L172 162L174 161L175 169L173 168L174 166L172 168L175 171H176V169H181V168L184 170L185 182L182 181V182L185 183L184 184L185 185L184 186V194L180 193L178 196H176L173 199L174 202L171 205V207L168 206L169 209L166 210L167 212H165V214L167 216V220H166L165 217H163V216L161 217L160 215H158L159 212H160V211H158V214L156 215L157 220H155L156 224H154L153 228H151L152 232H150L149 234L145 235V237H143L142 239L122 241L119 246H117L115 244L114 248L118 252V256L117 257H119V258H118V261H116V260L115 261L114 260L113 261L108 260L109 264H139V261H140L139 258H140V256L142 254H146L148 257L151 258L152 255L154 254V252H156V251H158L160 249L159 246H162V245H163L162 248H166V251H167L168 250V246H169V241L167 240L168 239L167 230H168V232H170V230L167 227H165V224L171 223L172 219L180 217V212L185 211L186 208L196 207L197 210H198L197 212H200V214L202 215V218H203L202 219V223L203 222L204 223L208 222L209 219H210V216L212 217V215H213V217H214L215 213L214 214L211 213L213 211V207H212V203L211 202L210 203H206V204L203 205L202 203L204 201H200L199 200L198 206H199L200 202L202 204L199 207L196 205L195 202H193V199L195 201H197V199H198L197 197L198 196L201 197L200 189H201V187H203L205 185V177L208 176V175L212 176V178H213V181H212L213 182V188L215 190L217 189V191L219 189L221 192H223L222 190L224 188L226 190L228 184H230L232 182L233 183L236 182L235 183L236 184V186H235L236 188H235L234 192L232 194H230V196H227V198L229 197V199H231V201H237L238 199H240V200L243 199L245 201H247V200L254 201L255 200L254 198L252 199V197H253L252 193H251L252 197H251V195L248 194L250 188H251V191H253V188L251 187L252 183H253V178H252L253 174L252 173L249 174L248 172H245L242 169L241 161L244 160L247 157H253L257 161H259V157H260L261 151L264 150V149H261V150L257 149L258 151H255L256 149H254L253 152H249L247 150V152H245V153L243 152V154L237 155V158L236 157L234 158V156L228 157L226 154L221 153L222 151H218V145L216 144V143H218V138H217L216 140L207 142V143H211L210 147L209 146L208 147H204L202 149V155L201 156L198 155L195 150H193V147H194V145H193L192 150H190V151H192V155H194V157H192L193 160H191V162L189 163L188 159L183 158V156L181 155L182 152H181V154L179 153L180 151H178V149H177V147L175 145L176 143H178V140L177 139H173V141H171V140L169 142ZM225 141H227V140H225ZM51 142H55L56 149H57L56 152H52L51 150H45L46 147H47V144L51 143ZM193 142H196V141L193 140ZM242 142H243V140H242ZM250 142H251V140H250ZM140 143H141V141L139 140L138 141V145L135 144L134 142L132 144L131 143L130 144H131V148L136 150L135 151L136 155H141L142 156L144 151H143V147L141 146L142 144H140ZM223 143H224V141H223ZM234 143L235 142H233L232 144H234ZM219 144H222V142L219 143ZM253 144H255V142H253ZM185 145L188 146V144H185ZM197 145H198V142H197ZM187 146H185V147H187ZM200 146L201 145H199V147ZM212 146L213 147L217 146V148L216 147L212 148ZM92 148H94V149H92ZM234 148H235V145H234ZM246 148H250V147L247 146ZM144 149H145V147H144ZM222 150H223V148H222ZM226 150L228 152H230V150H228V146H227ZM61 151H68V153H69V160H68L67 165L64 168L59 169L60 172L64 173L63 176H59L58 175V171H57V164L60 161L59 152H61ZM183 151H186V149H184ZM157 152H155V153H157ZM212 152H216L217 157L221 158L219 160V162L215 163V165L212 168H210V169L201 168L200 165L203 162H205L206 160L212 159V157L210 156V153H212ZM232 153H233V151H232ZM183 154L186 155V153H183ZM97 155H99V154H97ZM146 155H148V154H146ZM233 155H235V153H233ZM104 156L106 157L105 154H104ZM107 157H108V154H107ZM117 158H120V157L118 156ZM142 158H143L142 160L144 162H142V161L139 162V163H143V165L140 166L141 170H144L146 168V166L148 167L150 163L154 162V161L150 162L148 160L149 162L145 163L147 161L146 160L147 158L143 157V156H142ZM148 158H151V157L149 156ZM135 159H138V157L135 158ZM135 159H134V161H136ZM153 159H156V158H153ZM189 160H190V158H189ZM108 162H110V160ZM122 162H123V160H122ZM115 163H116V161H115ZM144 163H145V165H144ZM120 164H122V163H120ZM235 164H239L240 165L239 166L240 172L234 171L235 168L232 169V171L230 169H228L230 167H233ZM159 165L160 164H158V166ZM260 166L261 165L259 163H257L256 169H257V167H260ZM81 167H84L86 169L82 170ZM118 167H119V165H118ZM262 168H264V167H262ZM7 169H11V171L13 173V176H12L11 179H8V175L6 174ZM170 169L168 171L166 170V172L169 173ZM256 169H255V172H254L255 178L257 177V174H258ZM126 170H127V168H126ZM155 172L157 173L158 171H155ZM166 172H165V174H166ZM180 174L182 175V173H180ZM244 174H249V176H248L249 178H247V179L243 178ZM125 175H127V174H125ZM131 175H132V173H131ZM170 175H172V174H169V177H170ZM177 175H179V174H177ZM138 177H143V176L138 175ZM167 177L168 176L166 175V178ZM180 177H183V176H180ZM258 178L259 177H257V180H258ZM244 179H246V180H244ZM133 180H135V179H133ZM180 180H181V178H180ZM142 181H143V179H142ZM174 181H176V179H174ZM155 182H157V181H155ZM165 182H166V180H165ZM133 183H134V181H133ZM176 183H177V181H176ZM176 183H174V184H176ZM174 184H173V186H174ZM180 186H183V184L180 185ZM38 188L39 189H43L45 191V192L42 191V193L46 194V192H48L51 195V196H48V194H47V196L45 197L46 198L45 202H46L47 205L38 204V202L36 201L37 199H42V197H40L41 194H40ZM55 188H56V190H58V192L55 191ZM142 188H144V187H142ZM157 190H159V189H156V191ZM152 193H153V190H152ZM156 193H158V192H156ZM160 193H162V192H160ZM160 193H159V195H160ZM215 194H217V193L215 192ZM215 194H214V197H215ZM204 196H207V195L204 194ZM219 196H220V194H219ZM161 198L163 200L162 196H161ZM151 199H153V197ZM199 199H201V198H199ZM168 200H169V198H168ZM123 201H124V199H123ZM125 201H127V200H125ZM158 201H161V200H158ZM207 201H209V200H207ZM207 201H205V202H207ZM210 201H211V199H210ZM224 201L226 202V200H224ZM228 201H230V200H228ZM254 202H256V200ZM81 203L76 204V203H72V202L68 201V205L71 206V209H72V212H68V213L69 214L75 213L74 215H72L73 216L72 219H74V222L71 224V225H73V229H75V220L77 218H79L82 223H87L89 221V220H85L84 221V220H82L80 218V215L83 214V212H82L83 210L82 209H84V206H82ZM126 203H127V206L130 209H133L134 214L138 215V217H139V218L134 219L133 222H129L128 221V223H127L128 230H126V232H128V233L130 232V228H129L130 224H133V225L138 224L140 226L147 227L144 224L143 217L141 215L143 210H144V207L143 208L140 207L139 204L136 203V201H135V203H133V205H132V202H130V201L126 202ZM220 204H222V203H220ZM120 205H121V202H120ZM214 205H216V204H214ZM227 205H228V203L227 204L223 203L222 207L224 208V210L221 209L220 214L223 213L224 211L226 213L229 211V210H225V208H227L226 207ZM130 206H132V208ZM150 208H152V207H150ZM151 211L153 212L152 209H151ZM0 212H1V209H0ZM156 212H154V213H156ZM226 213H223V214H226ZM229 213H231V212H229ZM234 213L233 214L231 213V215H233L232 216L233 218L236 217V216L234 217ZM131 214H132V212H131ZM220 214H219V216H220ZM246 214H248V212ZM246 214H244V215H246ZM112 215H113V213H112ZM154 215H153V217H154ZM227 215H226V217H228ZM110 216H111L110 214H106V217H110ZM149 217H151V215ZM192 217H191V219L195 218V217L194 218H192ZM121 218H123V220H118L117 219V223L118 224H122V222H124V223L126 222L124 217H121ZM224 218H225V215H224ZM250 218L249 219L246 218V219L249 220V222H250V220H251ZM111 219H112V216H111ZM215 219L216 218L214 217V220ZM185 221L187 222V220H184L182 222L184 223ZM244 221H246V220H244ZM177 222H178V220H177ZM188 222H189V219H188ZM254 222H256V221H254ZM254 222H252V223L255 224ZM94 223L95 222H92V226L93 227H95L97 225V224L95 225ZM244 223H248V221L244 222ZM252 223H250V224L252 225ZM206 224H204V225H206ZM215 225L213 226V228L215 227ZM117 226H121V225H117ZM169 226H172V225H169ZM193 226L194 225L192 224V227ZM207 226H206V228H207L206 230H208ZM200 227H198V228H200ZM11 228H12V226H11ZM250 228H251V226H250ZM190 229H192V228H190ZM215 229L216 228L213 229L214 233L216 232ZM252 229H253L254 233L257 232V231L261 232L263 230V229L257 230L256 226H253ZM112 231H114V229ZM233 231H235V228H233ZM183 232H185V231H183ZM83 233L86 234V242L84 243V245H81L80 243L82 242L81 240H82ZM176 233H178V232L176 231ZM231 233H229V234H231ZM112 234H114V232ZM212 234H211V236H212ZM92 235L93 234L88 229H81L79 231V233L71 234L70 235L71 239H69L70 243L72 245H74V246L76 245L77 247H80V248L85 249V250L81 253L80 257L77 260L62 262L61 264H103V261L105 260L106 256H105V258H102L101 252H100V248H102V247L106 246L107 244L113 242V240H112L113 238L111 237L110 233L106 232V230L105 231L104 230H101V231L99 230L97 235L94 236V237ZM202 235H203L202 238H201L202 241L200 240L201 241V245H202L201 250L205 249L206 251H203V252L202 251L201 252L194 251L195 253L193 252V254H195L196 256L192 255V253H191V255H189V256H191L193 258L187 259L186 262H184V264H194L196 260H199L197 258V255L200 256L201 253H202V258H203V256L205 258V255L212 254V248H213V246H211L212 245V242H211L212 237H210V234L208 232L206 233V231ZM26 236L32 237V238H38L39 245H38L37 248L33 249L29 254H27V255H30V257H26V255L21 257V256H19V248H20L21 242L24 241ZM90 237H93V238H90ZM210 249H211V251H210ZM221 250H222V248H221ZM157 255L159 256V254H157ZM155 257H156V255H155ZM209 257H211V256H209ZM186 258H188V257H184L183 259H186ZM206 258H208V257H206ZM238 258L240 260H242V261L245 260L243 256L242 257L238 256ZM208 259L210 260V258H208ZM211 260H213V258ZM179 261H180V259H179ZM180 262H183V261H180ZM179 264H181V263H179Z\"/></svg>",
  "mask_w": 264,
  "mask_h": 264
},
{
  "label": "snow or ice",
  "instance_id": "obj_3",
  "mask_svg": "<svg viewBox=\"0 0 264 264\" xmlns=\"http://www.w3.org/2000/svg\"><path fill=\"white\" fill-rule=\"evenodd\" d=\"M40 7L39 5H35L32 3H27L24 5V10H33ZM216 7H220L217 5ZM221 11L224 13L228 12V7L224 6ZM23 14V12L21 13ZM150 15V13H149ZM3 20L5 22L13 21V17L11 15H4ZM219 23L226 29L227 34L224 36V47L220 49L221 58L219 59V65L223 66L221 69L222 72V83L220 85L221 88L224 85H227L228 88H233V81H238L239 77H242L245 71L252 72L258 69V79L264 80V50L261 53V65H256L252 62L251 55L237 57L236 59L232 58V50L237 48V44L242 42L243 33L240 31V23L237 21L235 24L229 23L228 21L221 20ZM261 24L264 25V17H261ZM228 58V59H224ZM181 66L179 64L176 65V68L179 69ZM137 87H132L130 89V95L124 101L125 104L131 106L138 102L141 97L137 95ZM164 89L171 88L174 92L178 93L177 102H183L185 104H189L190 102H195V89L193 92H189L187 88L181 87L180 82L175 76H168L163 83ZM27 92L19 88L13 82L5 81L4 82V93L3 96L0 97V120L5 121L0 128H2L4 137L6 140L11 141L13 144L17 139L20 140L19 144V152L17 155L19 156V160L23 161L26 159L23 153L28 152L29 146L40 137L44 128L50 127L52 124L56 125L57 130L70 131L71 130V121L68 119L61 121H54L52 114L48 111L47 108H42L39 114L33 112L31 115L33 119L26 120L19 128L10 129L7 123V117L9 115H13L17 112L21 114L28 113V103H27ZM238 95V94H237ZM232 99H236V96H233ZM55 102L53 101V107ZM111 106V100H103L100 102V105H93L97 109V111L103 113L106 111V107ZM203 105H201V109L203 110ZM253 108H256V105H252ZM222 112L223 118L228 120L232 112L229 110L220 109ZM239 111V108H238ZM258 113L262 119H264V102H261L260 107L258 109ZM100 128L107 132V136L102 137L103 140H106L107 145H113L114 143V132L108 124L103 121L100 122ZM227 134V133H226ZM260 139L264 141V126L260 129ZM259 142V141H258ZM45 150H51L52 152H56V144L55 142H51L47 144ZM60 161L57 164V171L59 176H63L64 173L60 172L59 169L64 168L69 160L68 151L59 152ZM212 159L206 160L200 166L203 169L212 168L215 163H218L221 158L217 157L216 152L210 153ZM4 161L12 167L13 172H18L20 168V164L17 159L10 158L9 154H5L3 157ZM257 163L260 165H264V150L261 151L259 161H257L253 157H247L241 161L242 169L245 172L253 174V183L252 188L255 189V194L258 195L261 199V202L264 203V174L260 176L257 180L255 179L254 172L257 166ZM213 178L211 175L205 177V185L201 187V199L204 198V194L212 193L215 189L213 188ZM24 181L21 179L20 183ZM4 191L3 188H0V192ZM251 192V188L249 189ZM86 194V193H85ZM75 199V196H73ZM229 205L235 209L236 211V219L233 221L227 217L216 220V235L214 237V249L224 248L228 243V237L226 235V231H231L232 228H235L236 232H239L242 237H246V234L249 232V228L244 223L245 216L243 213V201H229ZM196 207L186 208L185 211L180 212V219L183 220L186 216H191L197 213ZM21 216L24 215L23 212L20 213ZM87 215V213H85ZM95 219V218H93ZM221 226H224L221 228ZM130 232L128 233V239L132 240L134 237H140L142 234H146L149 229L148 227L140 226L138 224H130L129 225ZM81 229H88L90 232L95 235L97 229L92 226V222L88 221L87 223H82L79 218L75 220V233L73 229V225L66 223V233H61V239L65 244H69L70 240L67 234H76L79 233ZM91 238V237H90ZM39 245L38 238H32L26 236L24 241L21 242L19 248V256H25L29 254L33 249L37 248ZM261 248L264 250V240H262ZM211 251V249H210ZM111 255V253H109ZM264 255V252H262ZM9 264H28V262H21L18 259L9 262ZM103 264H109L108 260H104ZM195 264H214L211 260H202L197 261ZM229 264H251V261L248 260H240L239 258H232L229 261ZM258 264H264V258H262Z\"/></svg>",
  "mask_w": 264,
  "mask_h": 264
}]
</instances>
